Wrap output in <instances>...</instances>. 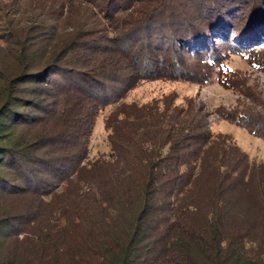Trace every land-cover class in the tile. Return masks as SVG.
I'll list each match as a JSON object with an SVG mask.
<instances>
[{
    "label": "trees",
    "instance_id": "16d2710c",
    "mask_svg": "<svg viewBox=\"0 0 264 264\" xmlns=\"http://www.w3.org/2000/svg\"><path fill=\"white\" fill-rule=\"evenodd\" d=\"M264 0H0V264H264V162L175 92L264 139ZM107 154L90 158L105 108Z\"/></svg>",
    "mask_w": 264,
    "mask_h": 264
},
{
    "label": "rangeland",
    "instance_id": "374dc122",
    "mask_svg": "<svg viewBox=\"0 0 264 264\" xmlns=\"http://www.w3.org/2000/svg\"><path fill=\"white\" fill-rule=\"evenodd\" d=\"M256 48L264 52V41L259 43ZM249 59L247 55L235 54L227 58L226 64L232 69H239L248 75L251 74L250 78L253 81L264 82V73L254 71ZM172 92L176 94L177 103H184L188 98H194L202 103L205 111L209 113L210 128L214 133H230L236 144L248 153L251 161L264 162V139L251 135L246 129L222 119L217 111L215 112L219 106L230 110L241 99V96L232 89L221 86L217 82L215 75L202 85L184 81H145L129 93L127 100L146 102L153 99H161ZM111 109L112 106L105 108L96 121L90 141V158L107 154L109 151L103 126V116Z\"/></svg>",
    "mask_w": 264,
    "mask_h": 264
}]
</instances>
